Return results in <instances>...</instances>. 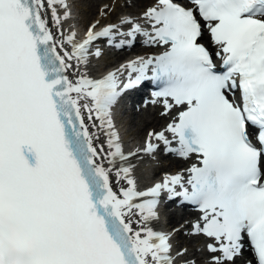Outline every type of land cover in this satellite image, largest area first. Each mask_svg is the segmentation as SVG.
<instances>
[{"label":"snow or ice","instance_id":"obj_1","mask_svg":"<svg viewBox=\"0 0 264 264\" xmlns=\"http://www.w3.org/2000/svg\"><path fill=\"white\" fill-rule=\"evenodd\" d=\"M48 9L57 30L72 16L68 0H0V264H198L150 226L163 194L198 207L186 235L211 241L206 264H238L246 239L264 264V0H156L116 46L163 51L99 79L90 49L116 26L58 39ZM149 80L172 118L126 153L113 108ZM161 145L198 163L139 190L129 158Z\"/></svg>","mask_w":264,"mask_h":264},{"label":"bare ground","instance_id":"obj_2","mask_svg":"<svg viewBox=\"0 0 264 264\" xmlns=\"http://www.w3.org/2000/svg\"><path fill=\"white\" fill-rule=\"evenodd\" d=\"M87 1L89 2L88 3L89 5L87 4L88 6L85 5ZM68 2L70 3L71 8H72V16L69 20L63 22L62 27L59 30H57V28L54 25V22L52 20L51 9H48L49 25L52 27L53 32L58 39L63 38L60 36V32H63L64 36L66 37L71 31L76 32L81 27L92 25L94 23L99 24V26L101 24H113L116 26V29L118 30L119 33H125L122 30L128 26H131V25L122 23V20L126 17L132 19L133 21L141 23L142 25H144V27H147L148 24L145 22L144 13H145V11H147L148 8L153 6V5L151 6L150 3H148V0H136V1H134L133 5L130 6L131 7L130 9L124 11L120 16H118V18L115 21H113L112 18H110V15H105L106 13L101 9L98 10V8H99L98 0H78V2L75 3V5H73V3L70 1H68ZM114 3H115V0H113V2L109 4L110 6H108V9L110 11H112V13L110 12L111 16H112L115 8L117 7ZM57 8H58V11H60V12L63 11V9L59 8V6H57ZM78 9L80 11H78ZM93 15H96V17L92 19L91 17ZM117 37H118V35L115 34V38H117ZM118 40H120V39H116V41H118ZM121 40L128 41L131 39H129L127 36H123V38ZM138 40H139V42H138L139 45H141V46L146 45V43L144 42L145 38L143 36L141 38H139ZM203 42L210 45L213 51H216V48L212 44L211 37H210L206 28H205V32H204ZM68 47L70 48L71 46H68ZM152 47L155 48L154 51H149L145 54L139 53L137 56L124 61L122 63V65H126L130 61L137 59V57L147 58L150 56H155L156 52L161 50L160 46H152ZM90 51L94 53V50H90ZM115 59H117L116 56H111V54H108V53H106V55H103L101 57L90 56L91 63L89 66V75L94 78L98 74H100V72H102V70H104V69L106 70L107 68H111V65H108V64L111 61H114ZM122 65H118V67H116V68L119 69V68H121ZM112 70L116 71L117 69H112ZM70 78L76 79V77L74 75ZM121 108H122V104L120 102H118L117 105L114 106V108H113V120H114V123L116 125V130L119 132L121 139L125 145L126 153L128 151L135 152L136 149H138V148L142 149L145 146V141H146L147 135L149 133V131H148L147 135L142 137V133H143L145 126L153 124L154 127L152 126V129L159 126L154 131H161L167 126V124L171 121V118H172V114H170L169 116L161 115V113L164 111V105H162L159 112L149 113V114H146L143 116L140 115L139 116V118H140L139 122H136V121L128 122L127 120H125L123 122L122 120L125 117H121V118L116 117V114H118V112L120 111ZM115 117H116L117 121H116ZM96 123L98 124L99 122L97 121ZM126 128L129 129L128 132H127ZM122 129L125 131L124 136H123V134H121ZM90 131L91 132H98L97 129H93V128H90ZM98 134L100 136V143L103 144L105 148H107L106 136L103 134V132H98ZM168 135H170V134H168ZM162 149L164 150V147H162ZM129 161H130L131 165L134 166L133 167V176L137 180L138 187L142 186L144 183H146L150 179V177L152 175V173H151L152 168H154L155 166H165L166 165L163 162H161V159H159V155L156 153L146 154L144 152H140L138 155L130 157ZM192 162H193V159H190V160H183L181 158L180 159H173V161H171L169 163V165H173L174 167H173L172 171H168V174H176L179 172H184V174L186 175L187 174L186 169H188L190 167ZM106 166H107V164H106ZM124 166H127V165H124ZM112 180H113V188L115 191L118 192V194H119V188L120 187H127L126 181H120L119 186H117V183H116L117 178L115 177L114 174L112 176ZM159 213H160L159 220L153 221L150 224V226L156 231H162L165 228V220L166 219L169 220L170 224L174 223L175 226L169 225L170 227L168 228V233H174V236H175L174 243L177 242V243L182 244L180 247H178V249L179 248H187L188 253H190V252L194 253L191 256H187L186 257L187 259H195L198 262V264H206V262L209 260L211 254L207 251V249L205 247L206 242H203V237H194V236L186 235L187 232L191 231V227L195 223L196 220H194L192 218V216H184V215H181V214H178L175 212L168 213L169 215H167L166 212L165 213L159 212ZM133 226L139 227L136 224H134ZM175 229H181V230L179 232H175L174 231ZM248 252H246V250H244V254H243V256H245L247 259H249V253ZM238 264H241V263L238 261ZM252 264H256V263L253 262Z\"/></svg>","mask_w":264,"mask_h":264},{"label":"rangeland","instance_id":"obj_3","mask_svg":"<svg viewBox=\"0 0 264 264\" xmlns=\"http://www.w3.org/2000/svg\"><path fill=\"white\" fill-rule=\"evenodd\" d=\"M113 0H98V5H99V9L103 10L106 14L105 15H110V18H112L113 21H115L118 16H120L124 11L130 9L133 5V3L130 1V0H115V5L117 6L111 16V13L112 11H110L108 9V6H110L109 4L112 3ZM89 2L87 1L86 2V6H88ZM106 3V4H105ZM88 4V5H87ZM122 4V5H121ZM81 9V8H80ZM79 10V9H78ZM111 12V13H110ZM97 15V14H96ZM96 15H93L91 18H95ZM90 18V19H91ZM91 19V20H92ZM125 119L128 121V122H131V121H136V122H139L140 118L137 117L136 115H126ZM137 119V120H136ZM153 126V124H150V125H147L144 127V130H143V133H142V137H144V135L150 130V128ZM154 127V126H153ZM159 126L155 127L156 129L158 128ZM149 128V129H148ZM135 129V128H134ZM171 160H166L164 161L165 163H170Z\"/></svg>","mask_w":264,"mask_h":264}]
</instances>
